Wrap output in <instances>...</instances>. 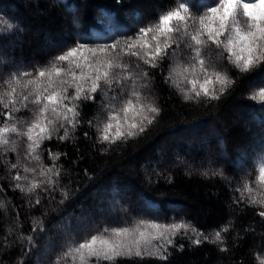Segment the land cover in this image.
Wrapping results in <instances>:
<instances>
[{"label": "trees", "instance_id": "1", "mask_svg": "<svg viewBox=\"0 0 264 264\" xmlns=\"http://www.w3.org/2000/svg\"><path fill=\"white\" fill-rule=\"evenodd\" d=\"M178 2L0 0V22L15 21L23 29L28 28L24 34L16 28L9 33L0 29V50H3L0 60L12 57L27 63L29 57H35L31 65L22 64L5 72L0 77V84L17 69L33 74L32 77H21L22 84L34 78L53 57L75 46L78 38L80 42L93 41L90 47L111 44L109 17L121 26L120 31L133 36L139 27L155 23L161 13L174 8ZM214 2L192 0V14L201 15ZM146 8L150 12L146 13ZM72 17L79 23L74 24ZM97 20H103L105 27H93ZM15 35H22L24 42L6 48ZM115 39L123 40L124 37L116 36ZM52 42L62 43L40 52L41 47H48ZM218 51L215 45L211 46V51L205 49V59L215 62L218 70L227 71L235 81L219 100L210 101L203 97L199 102L196 99L185 100V92L192 86L185 82L183 76L173 74V80L166 82L170 67L176 63L188 64V50L183 42L176 49V57L162 62L159 68L151 69L140 62L151 77L150 90L144 93L148 96L146 102L159 106L161 114L143 133L134 137L119 139L115 144L99 142L104 125L109 122V101L99 91L94 100L81 103L79 125L74 131L68 126V139L58 138L64 135L61 128L50 141L41 145L38 150L40 161L27 155L26 137L12 134L10 140L20 141L17 151H6L4 146H0V264H55L58 257L59 264H80L78 256L75 260L72 256H62L71 241L69 239L45 260H40L38 252L43 245L51 247L56 242L57 238H53V234L58 232L56 224L64 230L83 227L90 214L85 208L86 203L93 200L95 194L108 192L111 188L116 189L115 193L124 192L147 202L155 213L139 216L133 213L132 208L126 207L124 218L103 223L98 220L94 228L76 237L77 243L90 239L97 234L96 227L103 229L106 223L130 228L141 220L161 224L183 220L190 224L187 233L181 230L172 238L167 261L143 256L120 258L115 264H260L264 259V217L260 216V211L264 209L251 201L264 200V185L258 183V163L254 165V158L264 150V103L254 101L250 96L264 82V65L252 72L241 73L228 63L226 54L225 59L218 60ZM125 60L130 61L133 67L137 62L136 57H125ZM187 75L189 79L193 78L192 73ZM195 76L202 82L199 73ZM6 87L0 88V92ZM21 91L26 94L22 85L17 88V94ZM107 91L110 97L119 95V88L115 85ZM122 107L123 100L116 103L115 113L120 130L125 131L135 116L134 112L126 115L120 111ZM34 110L29 103L28 109H21L13 116L31 121ZM7 111L0 105V123ZM111 122L110 135L114 136L117 120ZM176 147L181 149L178 160L172 154ZM164 152L168 155L160 164ZM50 153H59V159L54 160ZM180 159L187 162L176 167ZM53 163L60 170L59 177H52L54 184L43 183L31 194L15 187L17 174L25 186L33 179L46 181L52 174L41 176L40 172L42 168L52 167ZM12 164H18V167L12 168ZM191 164H195L197 170H191ZM25 167L34 168L35 173L31 170L25 172ZM246 173H251V176H246ZM245 184L252 188L251 192L244 187ZM65 192L66 198L62 196ZM37 199L40 201L38 204ZM118 201L122 203L121 199ZM61 217L64 218L62 222ZM223 227H227V231H223ZM192 228L207 235L209 240L214 238L216 231H220L224 243L204 240L196 245ZM29 237L32 238L31 243ZM158 243L153 241V244ZM180 245H183L182 252ZM221 248L227 251H221ZM100 264L107 262L101 261Z\"/></svg>", "mask_w": 264, "mask_h": 264}, {"label": "snow or ice", "instance_id": "2", "mask_svg": "<svg viewBox=\"0 0 264 264\" xmlns=\"http://www.w3.org/2000/svg\"><path fill=\"white\" fill-rule=\"evenodd\" d=\"M192 0H179L177 5L170 10L161 13L155 23L139 27L135 35L129 36L127 32L120 31V25L112 18H108V28L112 32L109 37L111 44H97L90 47L91 40L80 42L79 38L75 46L69 47L50 61L48 66L40 68L38 75L23 82L21 77H32V73L17 69L9 73L8 78L0 84V88L7 86L0 92V105L8 111L4 120L0 123V146L6 151H17L20 141L10 140L12 134L17 137L27 138V155L36 161H40L39 149L45 141H50L55 133L63 128L64 135L60 140L69 137L68 126L74 131L79 125L80 105L83 101L94 100L99 91L106 100L109 122L104 125L99 142L115 144L119 139L134 137L143 133L148 125H152L161 114V108L154 103L146 102L148 96L145 92L150 90L151 77L141 65H148L151 69L159 68L162 62L176 57V49L181 43L188 50V64L176 63L170 67L168 80H173V74L183 76L185 82L191 84V89L185 92V100L203 98L219 100L235 83L227 71H220L215 67V62H210L204 57V50L211 51V46L218 49L217 59H226L236 70L241 73H249L264 65V0H215L214 5L207 7L199 16L192 14ZM139 18V17H138ZM78 24L77 18L73 19ZM12 27V25H9ZM93 27L104 28L103 20H97ZM123 36L124 39H115ZM171 50V51H170ZM125 57H136L133 67ZM66 62V66H65ZM188 73L193 78H188ZM199 73L202 82L195 74ZM22 85L23 90L17 94V88ZM119 88V95L109 96V89L113 86ZM219 85L217 88L216 86ZM70 89L74 91L70 92ZM127 96L125 99L124 97ZM250 98L264 103V82L254 90ZM123 100L120 109L126 115L134 112L135 119L129 122L125 131L120 130L118 117L115 113V105ZM31 103L34 107L31 121L16 119L13 113L21 109H28ZM112 120H117L115 135H110L113 128ZM91 123V122H89ZM264 123V122H262ZM87 133H85V136ZM9 145H11L9 147ZM59 153H50L54 160L59 159ZM19 163V162H18ZM258 163V183L264 185V150L256 158L254 165ZM17 168L18 164H12ZM32 171L25 167L24 171ZM51 173L46 181L33 179L27 186L20 183L21 177L17 174L15 187L21 192L31 194L43 183L54 184V177H59L60 170L55 163L52 167L41 170L40 175ZM251 176V173H246ZM27 179V177H25ZM244 187L251 192L252 188L245 184ZM67 197V193H62ZM39 199L36 200L38 204ZM259 204L264 209V200L251 201ZM264 217V210L260 211ZM36 223V221H34ZM122 223L127 224L128 221ZM231 223V222H229ZM189 223L172 222L161 224L141 220L135 227L108 225L103 229L96 227V233L90 239L81 242L75 240L67 244V250L63 257L72 256L79 258L80 264H115L120 258L133 257H158L167 261L169 258L168 246L173 244V237L184 230L187 233ZM227 231V227L222 228ZM195 235L193 243L200 245L204 240H209L207 235L192 228ZM108 234V235H105ZM31 243V237L28 238ZM153 241H159L153 244ZM210 243L223 244L224 238L220 231H216ZM183 251V245L179 246ZM221 251H227L221 248ZM60 257L55 264H59ZM264 264V259L260 260Z\"/></svg>", "mask_w": 264, "mask_h": 264}, {"label": "rangeland", "instance_id": "3", "mask_svg": "<svg viewBox=\"0 0 264 264\" xmlns=\"http://www.w3.org/2000/svg\"><path fill=\"white\" fill-rule=\"evenodd\" d=\"M34 2H38L40 0H31ZM150 1V0H149ZM146 13L150 12L148 8H146L145 10ZM73 20V17H72ZM9 25H12V27H9ZM18 29L19 32L21 34H24L25 31H27V27L26 28H22L19 23L16 24L15 21H12V23H10V21H1L0 22V29L4 30L6 33H9L10 31H12V29ZM24 42V37L22 35H15L14 38L10 39V44H6V48H8L9 45H16L19 46L20 43ZM62 43V42H61ZM60 42L58 43H50V45L48 47H41L40 48V52H46L48 50L49 47L52 46H56L61 44ZM3 54V50H0V55ZM33 62H35V57L32 55L31 57H29L28 62L25 63L23 59H17L15 60L14 58H2L0 60V77H2V75H4L5 72L11 70V68L16 67V66H20L22 64H25L26 66H29V64L31 65ZM5 69V70H4ZM4 70V71H3ZM262 80V79H261ZM251 118V117H250ZM258 121V120H256ZM264 139V137H263ZM181 150L178 147L173 148L172 150V154H174V158H179L180 153H178V151ZM210 153H214V151H211ZM164 156H162L161 158V162L160 164H162L163 162H165L166 157L168 155V153L164 152L163 154ZM214 156V154H213ZM180 164L177 163L175 166L179 167L181 165L186 164V160L184 159H180ZM214 161V159L212 160V162ZM197 166H199L197 164ZM191 170H197L195 164H191L190 165ZM195 168V169H194ZM145 170V168L143 169ZM117 192L115 188H111V190H109L108 192H104L102 194H99L100 196H98V194H95L93 200H91L90 202L86 203L87 205L85 206V208L87 209V213L89 218L88 221L90 220V222L86 221L84 222V226L81 228H73L71 227L70 229H66L64 230L63 228H61V225H55V230H57L58 232H56L55 234H53V238H57L56 242L54 243L53 246L48 247V246H44L41 247L39 249V257L40 260H45L46 257H48V255L52 254L57 248H59L60 246H62L68 239L69 240H75L77 236H79L82 232L90 229V228H94L96 226V224L99 222H104V221H108V220H120L122 218H124L125 215V210L126 207H130L132 208V210L134 211L133 213L139 215V216H147L150 215V213H155V210L148 205L147 202H142L141 199H137L134 197H131L128 194H125L124 192H119V193H115ZM119 199L122 200V203H119ZM86 211V210H85ZM133 214L129 215V217H132ZM128 216V215H127ZM64 220L63 217L60 218V222H62ZM95 220V222H93ZM60 239V240H59Z\"/></svg>", "mask_w": 264, "mask_h": 264}]
</instances>
